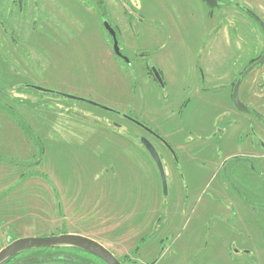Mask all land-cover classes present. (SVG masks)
<instances>
[{
  "label": "rangeland",
  "instance_id": "rangeland-1",
  "mask_svg": "<svg viewBox=\"0 0 264 264\" xmlns=\"http://www.w3.org/2000/svg\"><path fill=\"white\" fill-rule=\"evenodd\" d=\"M86 1L30 0L23 36L17 41L20 48L14 44L16 49L12 48L4 36L6 28L0 24V39L5 40L1 48L24 51L23 56L10 58L11 67L20 72L17 75L7 72L13 86L5 85V64L0 59V250L20 238L75 233L101 242L126 264H264V227L254 228L255 235L249 240L256 250L257 262L253 263L252 258L236 253L237 246H231L232 242L220 247L221 242L211 236L207 244L206 234L216 227L218 214L209 195L199 193L196 200L190 194L188 209L175 211L176 201L187 197L180 191L185 182L168 176L170 193L165 197L153 157L140 143L146 134L138 123L124 115L156 130L177 152L179 145H186L191 151L194 143L189 142H195L198 135L185 141L188 132L178 129L177 121V109L187 99L179 96L183 93L179 89L171 90L169 98L168 89L165 91L161 86L149 84L147 89L146 63L141 60L143 67L137 64L132 69L120 62L112 51L103 19L85 10ZM108 1L118 8L119 3ZM172 2L176 1L150 5L163 21L162 28L174 36L177 25ZM61 9L71 10L68 14L85 27L78 30L76 41L66 36L64 48L51 43L46 34L45 15L38 17L39 12L52 14ZM118 15L124 24L122 13ZM32 17L39 21L35 29ZM110 18L114 23L115 19ZM62 20L70 21L64 17ZM146 40L132 33L124 38L132 60L143 46L160 44L156 39ZM193 44L192 35L187 32L166 40L178 66L194 64L197 56L192 53ZM156 59L152 58L159 64L161 59ZM21 83L56 92L19 88ZM66 94L94 101L99 106L65 97ZM221 102L219 99L217 103ZM192 103L187 112L192 123L188 126L199 129L203 125L206 129L201 131L205 135L218 129L219 124L212 123L222 107L216 104L200 112V105ZM164 152L165 156L169 154L167 150ZM191 168L194 174L186 173L185 178L193 190L197 183L193 181H197L201 171L196 166ZM178 184L179 193L175 195ZM162 212L167 215L162 226L169 224L172 229L154 232V224ZM201 223L208 228L200 227ZM201 233L206 237H198ZM245 238L249 239L250 234L238 236L235 244L247 246ZM30 252L24 254H34ZM66 252L55 255L52 262L41 255L46 260L38 263L78 264V255L96 262L86 252L74 249Z\"/></svg>",
  "mask_w": 264,
  "mask_h": 264
},
{
  "label": "flooded vegetation",
  "instance_id": "flooded-vegetation-1",
  "mask_svg": "<svg viewBox=\"0 0 264 264\" xmlns=\"http://www.w3.org/2000/svg\"><path fill=\"white\" fill-rule=\"evenodd\" d=\"M114 1L119 3L117 9L110 6L108 0H87L83 2V7L92 12L93 16L95 14V17L103 19V26L110 36L112 51L120 62L132 69L137 64L143 67L141 60L146 63L147 89H150L149 84L161 86L165 91L168 89V98L171 90L183 91L179 96H185L187 100L177 109L178 129L188 132L185 141L198 135L195 142H189L194 143L191 151L186 145H179L177 152L175 146L163 135L138 123L161 158L168 182L167 191L170 187L168 176L173 179L178 177L180 182H185L180 191L187 197L176 201L175 211L188 209L190 194H194L193 197L197 200L196 195L206 193L212 198V204L218 212L216 227H211L209 235L206 234L207 244L213 236L217 242H221L218 244L220 247L232 242L231 246H237L236 253L252 258L253 263L257 262L255 246H251L249 240L255 235L252 233L254 228L264 227V0H174L176 2H172V14L177 25L173 31L174 36L169 35L170 30L168 32L162 28L163 21L150 5L169 0ZM29 3L30 0L0 1V24L6 28L4 36L17 48V41L23 36L22 28L30 10ZM50 13L39 12L38 17L45 15L46 34L49 35L51 43H57L64 48L66 36L73 37L74 41L78 40V30L85 27L80 20L68 14L72 13L71 10ZM121 13L124 24L118 19V14ZM33 17L32 29H35L39 21ZM63 17L70 20L69 23L62 20ZM110 17L115 19L114 23ZM107 25L115 32L117 48ZM70 26L77 28L74 30ZM185 32L192 35L195 45H192L191 50L197 59L193 60L194 64L191 66H178L173 51L166 45V40ZM130 33L145 40L156 39L160 44L156 46L152 43L146 48L143 46L144 48L137 51L138 57L132 60L127 53L129 46L124 41ZM3 41L5 40L1 38L0 59L5 64L6 76L9 70L16 75L20 74L16 68L11 67L10 58L21 57L24 51L3 50ZM145 42L147 44V40ZM154 57L157 61L161 59L159 64L153 62ZM6 78L5 85L13 86L12 78ZM18 85L19 88H28L33 84ZM219 99L222 100L221 104L217 103ZM192 102L200 105V112L205 111L207 107L214 108L213 105L216 104L222 107L212 123L215 126L219 124L218 129L209 130V134L205 135L201 131L206 129L203 125L199 129H191L188 126V123H192L187 114ZM184 114L186 121L183 120ZM128 116L124 115V118L134 122ZM96 123L99 126L104 125L101 122ZM198 124L201 123L197 122ZM140 143L144 146L141 140ZM164 150L169 151V154L166 153L168 157L164 155ZM219 150L221 153H218ZM154 163L160 173L161 189L164 191L161 169L155 160ZM195 166L199 167L201 173L198 171L197 181H193L197 183L191 190L190 186H187L188 179L185 176L186 173L193 175L194 169L191 167ZM112 173H115V170L112 169ZM179 184L175 186V195L179 193ZM164 193L167 197L170 192ZM155 203L154 208L157 209V202ZM166 216V212H162L157 218L154 232L162 229L167 232L172 229L169 224L162 226V222H167ZM204 226L208 228L207 224H200V227ZM245 234H250L249 239L245 238L248 247H238L235 241L238 236ZM202 236L205 234L201 233L198 237ZM121 261L124 263L123 259Z\"/></svg>",
  "mask_w": 264,
  "mask_h": 264
},
{
  "label": "water",
  "instance_id": "water-1",
  "mask_svg": "<svg viewBox=\"0 0 264 264\" xmlns=\"http://www.w3.org/2000/svg\"><path fill=\"white\" fill-rule=\"evenodd\" d=\"M107 29L110 30L114 36V41H115V47L117 48L118 46V41L116 40L115 32L111 30V27H108ZM30 87L40 90V91H47V92H56V91H51L46 88H41L36 85H30ZM65 97L75 99V100H81V101H88L89 103L91 102L94 105L99 106L97 103L94 101H89L84 98L76 97L71 94H66L64 95ZM104 109L114 112L112 109H109L105 106H102ZM101 107V108H102ZM131 120H133L136 123H140L143 127L144 124L141 122L135 121L132 117L128 116ZM146 128V127H145ZM143 145L149 152L150 156L154 158V160L157 162L159 168L161 169V174H162V180H163V185H164V191L168 193L167 187H168V182L166 180V175H165V170L162 166V161L160 156L158 155L155 146L152 145L151 141L147 137H143L141 139ZM61 246H68V247H75L81 250H85L88 253H91L95 257L97 256L101 260H103L106 264H124L122 263L121 260H119L116 255L111 252L109 249H107L101 242L95 241L94 239L87 237V236H82L79 234H60V235H51L49 237H26V238H20L16 240L10 241V243L4 247L3 249L0 250V264H4L10 259H12L15 256H18L22 253L35 250V249H40V248H56V247H61ZM47 259V258H46ZM45 258L41 257H28L20 260V263H34V262H41L45 261Z\"/></svg>",
  "mask_w": 264,
  "mask_h": 264
},
{
  "label": "trees",
  "instance_id": "trees-1",
  "mask_svg": "<svg viewBox=\"0 0 264 264\" xmlns=\"http://www.w3.org/2000/svg\"><path fill=\"white\" fill-rule=\"evenodd\" d=\"M70 249H74L76 251L84 252L81 249H78L75 247L71 248L68 246H61V247H56V248H40V249L31 250L32 252H30V253H34L35 255L34 254L33 255H30V254L25 255L24 253H22L18 256L13 257L12 259H10L9 261H7L4 264H24V263H20L21 259L28 258V257H39V256L41 257V255H42V257L47 258V262H52V258L55 257V255L65 254V253H67L66 251L70 250ZM38 252L40 255L37 256ZM85 252L88 253L87 251H85ZM88 254L90 256H92L96 262L91 260L88 256L78 255V256H76L78 264H104L97 256L95 257L91 253H88ZM97 260L99 262H97ZM25 264H40V263L34 262V263H25Z\"/></svg>",
  "mask_w": 264,
  "mask_h": 264
}]
</instances>
